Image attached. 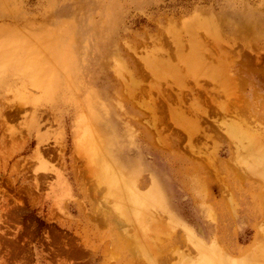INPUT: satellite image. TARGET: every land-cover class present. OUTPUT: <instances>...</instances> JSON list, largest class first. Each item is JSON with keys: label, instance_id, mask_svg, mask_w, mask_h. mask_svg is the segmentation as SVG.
Here are the masks:
<instances>
[{"label": "rangeland", "instance_id": "obj_1", "mask_svg": "<svg viewBox=\"0 0 264 264\" xmlns=\"http://www.w3.org/2000/svg\"><path fill=\"white\" fill-rule=\"evenodd\" d=\"M259 19L264 0H0V264H264V94L210 129L184 96L264 71L234 37Z\"/></svg>", "mask_w": 264, "mask_h": 264}, {"label": "flooded vegetation", "instance_id": "obj_2", "mask_svg": "<svg viewBox=\"0 0 264 264\" xmlns=\"http://www.w3.org/2000/svg\"><path fill=\"white\" fill-rule=\"evenodd\" d=\"M238 67V66H237ZM237 69V68H236ZM263 71V70H262ZM260 71L259 73H249V72H245V70H243L241 72V69H238L236 72H234L235 76H239V74L241 73V77L245 78L247 83L244 84L243 86L240 85L239 89L234 87L232 90H230V92L228 93V98L225 97V95L223 93H218L217 94H211L206 92L205 90L199 88L198 91H186L184 93L185 99L187 101V103L190 102V100L193 97H198L199 101L202 103V105H207L208 107H211V109H208V114L207 115H203L204 118L201 119L202 123V128L207 127V129L210 128H216L217 123L220 121L219 120V115L217 116H213V113H221V110H217V109H212V107H217L218 104H220V102H227L229 103L228 105L232 106L231 107V113L232 115H236L237 112H241L239 111L240 108L246 110V106L247 104H249V106H251L256 102H259L258 100L255 99V96L253 95V91H256L259 96H261L262 94H264V71L262 72ZM237 105V110L235 108V106ZM235 108L232 109V108ZM250 111V107L248 109ZM206 134H213L210 131H206ZM203 135V134H201Z\"/></svg>", "mask_w": 264, "mask_h": 264}, {"label": "bare ground", "instance_id": "obj_3", "mask_svg": "<svg viewBox=\"0 0 264 264\" xmlns=\"http://www.w3.org/2000/svg\"><path fill=\"white\" fill-rule=\"evenodd\" d=\"M14 34H16V35H18V36H22V34H21V32H15ZM56 49H58V48H56ZM58 52H65V50L64 49H59L58 50ZM224 63H225V61L223 62V61H221L220 63H219V66H220V69L221 68H224V67H227V65H224ZM209 64V63H208ZM208 64H207V67H208ZM211 64V63H210ZM250 64V63H249ZM168 64L165 62V61H163V60H161V61H158V62H156L155 64H152L151 66H152V70H155V74H159V72H163V70H165V68H166V66H167ZM219 66H218V68H219ZM211 67L212 66H209L207 69H211ZM248 67H251V64H250V66H248ZM246 68V67H245ZM222 70H224V69H222ZM228 71V70H227ZM218 74H222V73H217V72H214V75L215 76H217ZM224 74V73H223ZM229 82H230V80H229ZM228 90H229V88H228ZM148 93H149V91H148ZM155 103V100H152V104H148V107H149V109L147 110V112L149 113V115H150V118L152 119V121H155V123L159 120V118H160V114L161 115H166L167 116V118L168 119H170V120H173V121H175L179 126L181 125V126H183L184 127V129H185V131L187 130V132L189 131V130H191V129H194L195 127L197 128V126H198V124H197V122H195V123H192V124H190L189 125V121H188V117H189V115L187 114V112H188V110H185V109H183V108H181L180 107V105H178V104H172V105H170V104H166V112L163 114L162 113V111H159V113H158V115H156V109H155V107L153 106V104ZM220 106V108L223 110V111H227L228 109H229V107H232V106H230V105H227V104H221V105H219ZM235 106V105H234ZM258 106V105H257ZM194 107H195V110L198 112V113H200V114H206V110H205V108L204 107H202L201 105H198V104H195L194 105ZM244 107V106H243ZM247 107V106H246ZM248 107H249V105H248ZM235 108H236V110L238 109L237 108V105L235 106ZM235 108L233 107L232 109H234L235 110ZM242 109V108H241ZM240 109V110H241ZM243 110V109H242ZM255 113L256 112H258V109L255 107ZM185 122H186V125H185ZM186 126V127H185ZM87 127H88V125H85V128L87 129ZM236 138H238V137H236ZM190 139H191V136H190ZM258 139H260L261 141H262V146H260L259 148H260V150H259V152H257V155H260L262 158H264V138L262 137V136H257V137H250L249 138V143L250 144H252V145H255V147L257 146V144H258ZM95 140V143H97L98 144V139L97 138H95L94 139ZM94 140H93V142H94ZM93 142H91L90 144H92ZM234 142V141H233ZM91 148L93 149V147L91 146ZM199 151L200 150H198V153H199ZM235 151V150H234ZM211 153V152H210ZM233 153V152H232ZM207 155H206V157L207 156H209L208 154L209 153H206ZM256 154V153H255ZM233 155V154H232ZM98 156V155H97ZM98 158V157H97ZM94 159V158H93ZM95 160V159H94ZM93 160V161H94ZM96 161V160H95ZM100 162H103V165H104V167H108L107 165H108V157L104 154V155H102L101 156V159L99 160ZM104 162H106V165L104 164ZM96 163H97V161H96ZM95 163V164H96ZM98 164V163H97ZM100 164V163H99ZM98 164V165H99ZM103 165H101V166H103ZM103 167V168H104ZM107 169V168H106ZM97 171V170H96ZM109 171H111V170H108V173H109ZM235 171V173L236 174H234V175H240V174H238L239 173V171L238 170H234ZM237 171H238V173H237ZM112 172V171H111ZM111 172H110V174H111ZM113 172H115L116 174L118 173L117 172V170H114ZM103 173V172H102ZM107 173V172H106ZM244 173V172H243ZM109 174V175H110ZM119 174V173H118ZM117 174V175H118ZM97 175V174H96ZM100 175V174H99ZM98 175V176H99ZM105 175H107V174H105ZM111 175H113V174H111ZM116 175V176H117ZM243 176L245 175V174H242ZM102 177H104V176H102ZM118 178V177H117ZM116 178V181L118 182V180L119 179H117ZM110 179V178H109ZM119 186V188L121 187L120 185H118L117 184V187ZM123 187V186H122ZM120 189H123V188H120ZM152 195H153V197H152ZM151 196H150V198L153 200V199H156L155 198V196H157V194H155V193H153ZM152 200H149V201H151L152 202ZM148 201V200H147ZM139 203H140V207L141 208H145L146 207V205H145V203H146V200H141V199H139V201H138ZM153 202H155L154 200H153ZM139 222V221H138ZM155 229V228H154ZM156 229H157V227H156ZM258 233L259 232H257V235H258ZM127 234V233H126ZM255 241H257V240H255ZM258 249V248H257ZM209 250H211L212 252H216V251H213V249L212 248H210V249H208V250H206V251H209ZM249 250V249H248ZM253 249H250V251H252ZM245 251V250H244ZM245 252H249V251H245ZM258 253V252H257Z\"/></svg>", "mask_w": 264, "mask_h": 264}, {"label": "crops", "instance_id": "obj_4", "mask_svg": "<svg viewBox=\"0 0 264 264\" xmlns=\"http://www.w3.org/2000/svg\"><path fill=\"white\" fill-rule=\"evenodd\" d=\"M259 21L260 23H264V19H259ZM213 27H214V32L218 33V30H217L218 27L214 24H213ZM244 33H247V34H235L234 35V37L236 38L235 40L243 41V42H252L254 48H259V49L264 50V39L261 38L260 35H251V32L248 29H245ZM250 64H251V67L249 68H252L253 70H257L256 65L253 64L252 66L251 62ZM250 64L248 63V66H250Z\"/></svg>", "mask_w": 264, "mask_h": 264}]
</instances>
